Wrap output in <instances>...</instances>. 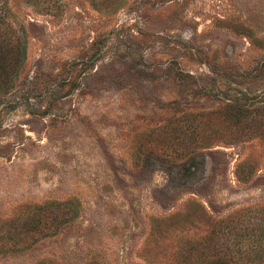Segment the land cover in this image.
Masks as SVG:
<instances>
[{
	"label": "rangeland",
	"instance_id": "rangeland-1",
	"mask_svg": "<svg viewBox=\"0 0 264 264\" xmlns=\"http://www.w3.org/2000/svg\"><path fill=\"white\" fill-rule=\"evenodd\" d=\"M7 5L0 264H264V0Z\"/></svg>",
	"mask_w": 264,
	"mask_h": 264
},
{
	"label": "trees",
	"instance_id": "trees-1",
	"mask_svg": "<svg viewBox=\"0 0 264 264\" xmlns=\"http://www.w3.org/2000/svg\"><path fill=\"white\" fill-rule=\"evenodd\" d=\"M11 19L12 15L8 11L7 0H0V64L1 62L14 59L21 52V47L15 46L17 40H13L10 36L6 35V30L3 31V26H6L10 29L13 28ZM3 43L5 44V50H2L1 48V44ZM6 47L8 48L6 49ZM235 115L239 119L243 117L242 112H236Z\"/></svg>",
	"mask_w": 264,
	"mask_h": 264
}]
</instances>
